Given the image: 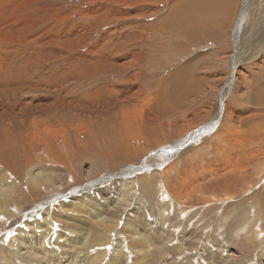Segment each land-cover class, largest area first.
I'll list each match as a JSON object with an SVG mask.
<instances>
[{
  "label": "rangeland",
  "instance_id": "374dc122",
  "mask_svg": "<svg viewBox=\"0 0 264 264\" xmlns=\"http://www.w3.org/2000/svg\"><path fill=\"white\" fill-rule=\"evenodd\" d=\"M0 1V264H264V0Z\"/></svg>",
  "mask_w": 264,
  "mask_h": 264
},
{
  "label": "bare ground",
  "instance_id": "6f19581e",
  "mask_svg": "<svg viewBox=\"0 0 264 264\" xmlns=\"http://www.w3.org/2000/svg\"><path fill=\"white\" fill-rule=\"evenodd\" d=\"M36 1V0H35ZM42 1V0H41ZM155 1V0H154ZM158 1V0H157ZM187 2H189V3H191L194 7H197L196 9H198L200 6H199V3H198V1H200V3L201 4H203V5H209L208 3H210V5L213 3V5L214 6H212L215 10L217 9V7L215 8V0H186ZM185 2V1H184ZM242 2V1H241ZM30 3V2H29ZM29 3H27V4H29ZM31 3H32V1H31ZM220 3V2H219ZM218 3V4H219ZM221 3H223V2H221ZM228 3V2H227ZM245 3V2H244ZM2 4V1H0V5ZM24 4V3H23ZM26 4V5H27ZM259 4V3H258ZM230 5H232V4H230ZM243 5V4H242ZM246 5H248V4H246ZM220 7H222L221 5H220ZM225 7V6H224ZM223 7V8H224ZM236 7V6H235ZM205 8V7H204ZM226 8H227V6L225 7V10H226ZM243 8V7H242ZM245 8V7H244ZM232 9V8H231ZM203 10V9H202ZM201 10V11H202ZM217 10H220L219 8L217 9ZM222 10V9H221ZM220 10V11H221ZM204 11H206V10H204ZM203 11V12H204ZM228 11V10H227ZM50 12V11H49ZM199 12V11H198ZM197 12V13H198ZM215 12H217V11H215ZM2 13H5V12H2ZM171 13V16H173V12H170ZM206 13H208V11L206 12ZM209 13H210V11H209ZM220 13V12H219ZM10 14H11V12H10ZM213 14V13H212ZM248 14V13H247ZM5 15V14H4ZM13 15V14H12ZM167 15H169V14H167ZM2 16V15H1ZM9 16V15H8ZM6 17H7V15H6ZM167 17V16H166ZM165 17V18H166ZM11 18V17H10ZM171 18H174V17H171ZM181 18H183V17H181ZM14 19V18H13ZM11 20V19H10ZM165 20V19H164ZM167 22V21H166ZM169 22V21H168ZM253 22V21H252ZM165 23V22H164ZM174 22H172V25H174L173 24ZM183 23V22H182ZM189 23V22H188ZM263 23V22H262ZM11 24H13V23H11ZM168 24V23H167ZM171 24V23H170ZM184 24V23H183ZM198 24V23H197ZM258 24V23H257ZM178 25H180V24H178ZM189 25H191V24H189ZM204 25V24H203ZM169 26V25H168ZM177 26V25H176ZM186 26V25H185ZM206 26V25H205ZM201 27H202V25H201ZM204 27V26H203ZM16 28V27H15ZM177 28V27H176ZM186 29L184 30V34L183 35H185L186 37H184L185 39H186V41L187 42H194V40L196 39V35H197V31L196 30H194V29H190V27L189 26H186L185 27ZM197 28V27H196ZM206 28H208V27H206ZM9 29V28H8ZM18 29V28H17ZM160 29V28H159ZM164 29H165V27H164ZM182 29V28H181ZM188 29H190V32H188ZM202 29H205V28H202ZM201 29V30H202ZM19 30L20 29H18L17 30V32L16 33H10L9 31H2V32H0V37L3 39V40H5V41H8V42H15V43H17L16 42V34H18V32H19ZM166 30H167V27H166ZM166 30H164V31H166ZM170 30H173V29H170ZM200 30V31H201ZM215 30V29H214ZM175 31H177V29L175 30ZM180 31V30H179ZM203 31V30H202ZM208 31V30H207ZM43 32H45V31H43ZM156 32V31H155ZM172 32V31H171ZM167 32H165V34H166ZM173 33V32H172ZM200 33V32H199ZM7 34V35H6ZM205 34V33H204ZM25 35H27V34H25ZM201 35V34H200ZM199 35V36H200ZM208 35V34H207ZM260 36V35H259ZM25 37V36H24ZM30 37L31 38H33L34 36L33 35H30ZM210 37V36H209ZM21 40V39H20ZM39 40V39H38ZM37 40V42L36 43H39V41ZM45 42V41H44ZM148 42V41H147ZM48 43V42H47ZM56 43V42H55ZM35 45V44H34ZM148 45H149V43H148ZM32 46V45H31ZM34 47V46H33ZM14 48V47H13ZM4 50V48L2 49V51ZM26 52V51H25ZM259 53V52H258ZM257 53V54H258ZM74 55V54H73ZM31 57V56H30ZM60 57V56H59ZM78 57V56H77ZM80 58V57H79ZM5 59V58H4ZM68 59V58H67ZM38 60V59H37ZM6 61V60H5ZM4 61V62H5ZM29 63H31V62H29ZM73 63V62H72ZM6 64V63H5ZM28 63L26 62L25 64H24V66H26ZM87 65V62H85L81 67H87L86 66ZM30 66V65H29ZM37 66V65H36ZM129 66V65H128ZM1 67V66H0ZM29 68V67H28ZM118 68V70L116 71V69ZM113 69L117 72V77L119 78V76H122L123 74V71L124 72H126L125 71V68L123 69V71L121 70V66L119 65H114V67H113ZM6 69H4V71H5ZM3 71V69H0V78L1 77H7L6 76V73ZM26 72H28V70H26ZM83 72V71H82ZM121 72V73H120ZM87 73L89 74V72L87 71ZM86 74V73H85ZM77 77H79V76H77ZM114 78V77H113ZM76 79V78H75ZM79 79L81 80L80 82L79 81H76V82H72L73 83V86L72 87H67V88H69L70 89V91L68 92L67 91V89H66V92L65 93H67V94H69L70 92H71V90H72V92H73V88L74 87H76V89H78V88H80V87H83L82 88V95H86V96H88V98H89V100H91V99H94V97L95 98H100L101 99V101H105V98H107V97H109L110 96V92H108V93H106L107 91H109V87H107L106 85H105V87H102V88H98V89H93V81L95 82V79H92L91 81H89L88 83H85V81H82L83 80V77L80 75V77H79ZM100 79V78H99ZM117 79V78H116ZM175 78L173 77V78H171V80H174ZM198 81H195V87L196 86H198L200 83H201V81H200V78H196ZM263 78H261V77H258V78H256V82L257 83H255V85H253V89H252V93H251V95L249 96V97H247L246 99H242L243 101H247V102H249V103H251L252 105H255V106H258V105H260V104H262V105H264V83H260L261 82V80H262ZM4 80V79H3ZM118 80V79H117ZM5 81V80H4ZM19 82H21L22 83V81L21 80H19ZM82 82V83H81ZM174 84V83H173ZM46 85H48L47 83H46ZM192 85V84H191ZM99 86V85H98ZM101 87V86H100ZM174 87H175V85H174ZM97 88V87H96ZM175 89H176V87H175ZM79 90V89H78ZM75 91V90H74ZM80 91V92H81ZM188 91H190L191 92V90H188ZM185 92V91H184ZM57 94V93H56ZM58 95V94H57ZM239 95V94H238ZM43 96V95H42ZM41 96V97H42ZM60 96V95H59ZM39 97H40V95H39ZM58 97V96H57ZM61 97V96H60ZM64 97V96H63ZM72 97H74V96H72ZM110 98V97H109ZM43 99V98H42ZM62 99V98H61ZM173 99V98H172ZM39 100V99H38ZM45 100V99H44ZM84 100H86V99H84ZM164 103H166V102H169L170 103V105L169 106H164L165 108H171V107H173L174 108V106H173V101L172 102H170L171 100H168L167 98H165V97H163V100H162ZM62 102H63V100H62ZM176 107H177V105H176ZM249 109V108H248ZM251 109V108H250ZM207 124V123H206ZM210 126V125H209ZM204 128V127H203ZM201 132V131H200ZM200 134V133H199ZM173 150H174V148H173ZM159 156V155H158ZM157 160V159H156ZM157 163V162H156ZM156 166H158V165H156ZM31 170V169H30ZM32 172V171H31ZM33 174V173H32ZM242 177V176H241ZM244 178V177H243ZM30 179V182L29 183H33V184H35V183H37L38 184V182H39V180L40 179H42L43 180V182L47 179V175L45 174V175H43L42 174V172H40L39 170H37L36 171V174L35 175H33L31 178H29ZM47 181H49V179H47ZM6 183V182H5ZM4 184V183H3ZM6 186H8V187H10L11 185H5V187ZM39 186V185H38ZM161 186V185H160ZM1 188V187H0ZM10 189V188H9ZM1 190H3V189H1ZM5 190V189H4ZM4 190H3V192H4ZM5 193V192H4ZM3 194V193H2ZM2 194H0V195H2ZM4 196V197H3ZM3 196H0L1 197V200L2 201H5L6 200V196L5 195H3ZM58 200V199H57ZM58 205H59V203H58ZM75 205H76V203H75ZM74 205V206H75ZM3 207V206H2ZM58 207V206H57ZM63 207V206H62ZM67 207V206H66ZM79 207V206H78ZM51 208V207H50ZM82 208V207H81ZM79 209H80V207H79ZM85 209L86 210H90V208H88V207H85ZM84 211V210H83ZM34 214V213H33ZM96 216V215H95ZM98 216H101V215H98ZM94 218V217H93ZM104 218V217H103ZM103 218H101V220L103 219ZM44 220V219H43ZM100 220V221H101ZM78 223V225L81 227V224H80V222L79 221H77ZM82 222V221H81ZM85 222V221H84ZM87 222V221H86ZM102 223H104L103 221H101ZM174 222V221H173ZM90 224V221L88 222V224H86V225H89ZM83 225V224H82ZM22 227V226H21ZM16 230V229H15ZM19 230V229H18ZM6 231V230H5ZM13 230H11V231H9V232H7L6 234L4 233H2V235L3 236H1V240H6L8 237H10L12 234H13ZM23 232V231H22ZM144 234V233H143ZM99 235H100V233H99ZM93 236V235H92ZM103 236V235H102ZM148 236V235H147ZM91 238V237H90ZM106 238V237H105ZM107 238H108V236H107ZM93 238H91V239H89L88 238V240L86 241V240H84V242L82 243L83 245H85V246H89V245H91V240H92ZM96 240V233L94 232V239H93V241H95ZM108 240V239H107ZM43 241V240H42ZM100 241H103V240H100ZM2 242V241H1ZM35 242V241H34ZM108 242V241H107ZM12 243V242H11ZM93 244V243H92ZM95 244V243H94ZM40 246V245H39ZM91 246H93V245H91ZM68 247V246H67ZM82 247H84V246H82ZM139 247V246H138ZM140 247H141V249H143V246L142 245H140ZM183 247V246H182ZM38 248V247H37ZM86 249H87V247H86ZM90 249H91V247H90ZM10 250V249H9ZM80 250V249H79ZM89 250V249H88ZM135 250H136V248H135ZM7 251V250H6ZM101 251V250H100ZM147 251V250H146ZM136 252L137 253H141L142 251L139 249V250H136ZM220 252V251H219ZM95 253V252H94ZM31 254V253H30ZM32 254H33V256H35V254L32 252ZM153 254V253H152ZM92 255V254H91ZM94 255V254H93ZM103 255V251H102V254L98 251L97 253H96V255H94L93 256V260L92 261H90V262H88V264H97V261L99 260V258H101V256ZM114 255V254H113ZM61 257V256H60ZM32 258V257H31ZM63 258V257H62ZM80 258V257H79ZM58 258H55L54 260H53V262H52V264H54V263H56V261L58 262V260H57ZM60 261V260H59Z\"/></svg>",
  "mask_w": 264,
  "mask_h": 264
},
{
  "label": "crops",
  "instance_id": "0c3cea01",
  "mask_svg": "<svg viewBox=\"0 0 264 264\" xmlns=\"http://www.w3.org/2000/svg\"><path fill=\"white\" fill-rule=\"evenodd\" d=\"M153 107V106H152ZM151 106H149V109H151L152 108ZM119 122V121H118ZM120 123V122H119ZM97 146H98V144H93V147H96V149H97Z\"/></svg>",
  "mask_w": 264,
  "mask_h": 264
},
{
  "label": "water",
  "instance_id": "95a60500",
  "mask_svg": "<svg viewBox=\"0 0 264 264\" xmlns=\"http://www.w3.org/2000/svg\"><path fill=\"white\" fill-rule=\"evenodd\" d=\"M162 152V150L156 151L155 153L158 155Z\"/></svg>",
  "mask_w": 264,
  "mask_h": 264
}]
</instances>
